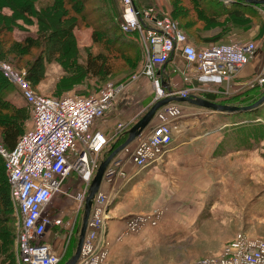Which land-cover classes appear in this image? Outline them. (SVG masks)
<instances>
[{
	"label": "built area",
	"instance_id": "1",
	"mask_svg": "<svg viewBox=\"0 0 264 264\" xmlns=\"http://www.w3.org/2000/svg\"><path fill=\"white\" fill-rule=\"evenodd\" d=\"M120 2L121 30L125 34H137L144 52L143 68L129 80L109 84L91 98L54 99L37 94L26 73L17 72L0 62V73L30 106L33 121L32 129L19 139L13 151L0 144V155L6 162L11 202L19 217L18 264H62L71 243L77 242L79 213L81 215L84 209L93 178L101 162L113 148H117L137 122L132 119L119 125L111 139L94 131L93 126L133 85L142 78L149 79L156 93L155 101L165 97H218L224 94L220 89L229 88L257 53L254 42H236L198 50L170 16L159 15L156 8H140L135 0ZM175 56H180L186 63L189 73L183 74V81L187 88L175 87L170 82L167 86L171 92H168L162 85L165 83L164 69ZM260 84L264 85V79ZM184 116L183 106L179 104L162 107L156 114V124L150 134L140 136L134 150L128 147L114 158L103 184L111 187L117 179L127 178L126 165L129 163L141 172L162 162L174 142L177 123ZM191 117L201 121L205 119V113L194 111ZM73 177L81 188L77 191L63 189ZM57 197L73 202L71 221H65L63 215L51 214ZM116 199L115 191L101 190L97 195L77 264H106L109 256L107 221ZM163 214L157 211L127 218L124 235L140 234L147 227L159 226ZM49 231L55 236L52 242L46 239ZM189 264H264V240L241 233L224 247L220 257Z\"/></svg>",
	"mask_w": 264,
	"mask_h": 264
},
{
	"label": "crops",
	"instance_id": "2",
	"mask_svg": "<svg viewBox=\"0 0 264 264\" xmlns=\"http://www.w3.org/2000/svg\"><path fill=\"white\" fill-rule=\"evenodd\" d=\"M152 2L153 0H135L136 5L140 8L150 7ZM222 2L225 5L232 4L230 2L229 4L224 1ZM202 4L208 3L205 1ZM178 5L179 3L173 0H160L157 6L162 14L167 13L171 15L174 7ZM251 7L253 8V6ZM255 9L259 11L261 17L264 16V7H255ZM228 21L229 19L226 18L218 20L219 23H227ZM263 31L264 27L244 28L234 27L232 24L230 27L216 25L206 30L201 36L203 39H211L223 34L226 35V37L236 36L237 34L244 35L251 37L252 40H258L255 42L259 46L264 44ZM232 32H237V34ZM210 44L203 45L206 46ZM255 57L251 63L245 67L242 73L230 83L229 89L231 88L235 93L238 91L242 92L250 85L252 78L258 73L261 65L260 60L255 62ZM185 68L186 63L184 60L180 56H175L173 61L165 66V76L163 77L165 79V84L168 85L171 82L173 86L183 89L185 85L180 83L183 78L180 72L185 70ZM147 82L149 84L151 83L154 89L149 79L142 78L132 86V90L129 89L131 90L130 94L132 93L133 97L139 96L140 93H143L144 89L147 88ZM155 96L156 93H154V97ZM249 99L252 100L254 98L251 97ZM119 100L105 117L95 122L93 126L94 131H99L107 135L120 123L126 124L133 118L138 122L155 102V98L147 96L143 99L141 112L128 114V108L131 106L130 102L128 100L119 102ZM181 106H183L185 116L177 123L178 129L174 133V142L168 149L163 161L141 172L137 171V169L129 163L126 165L127 178L117 179L114 186L109 187V185L103 184L102 187L103 191L117 192V199L110 208L107 221L110 228V225L112 223L116 224V221H124L125 223L128 217L154 212L155 210L153 211V208L150 207V203L155 199L154 194H159L160 196L163 190L178 194V197L183 196L182 202L178 204L177 207L174 206L171 208V210L167 212V216L163 217L159 227L157 226L160 229L155 230L154 228L147 227L138 237L136 241L138 244L136 246L141 247L143 250H149V256L153 253L152 250L156 245L164 244L169 245V247H175L189 244L190 240L199 237L205 228L208 227V229H211L212 227L209 226L211 223L218 227L211 232L212 236H209L204 243L206 245L207 243H211L214 249L212 252L214 254L224 249L225 245L227 246L235 241L239 234V232L233 233L231 236L234 237V239L230 242L221 240L226 235V231L224 230L227 229L225 226L228 227L231 222L237 221V218H239V215L237 216L234 213L239 206L235 198L237 190H229L227 188V183L229 184V182L226 175L228 173L239 172L243 174L247 172L249 175L252 173H254V175L255 173H264V140L257 145L254 144V141H251L250 147L239 150L237 143L224 139V137L229 138L231 135V129L229 128L232 126L229 124L230 122L227 123L222 120V116L220 117V115L223 114L219 115V113L201 109L205 113V119L196 121L191 117V114L194 111L200 113L202 111L188 104H183ZM257 121L263 122L262 119H258ZM257 121L252 120V123ZM208 123H210L209 127L207 126ZM155 124L156 122L154 121L142 136L150 134ZM127 138L128 135H125L116 147L118 148L120 145L124 144ZM137 144L138 140L132 143L129 148L134 150ZM139 178L142 179L139 180ZM73 185V180L67 181L64 186L65 190L77 191V187H73ZM240 189H242V187H240ZM147 197L151 199L148 203L146 201ZM141 199L146 202L145 205H141V209L146 211L138 214H131L136 206L133 203L136 202L135 200ZM260 201L257 207L256 205L251 207V209L253 208V213L250 214L253 218H251L253 223L257 221L261 222L260 224H264V199ZM64 202L69 203L73 208L72 201L58 197L54 200V207L51 210V214L55 216L63 215L66 221L72 216V211L71 215L65 216V209L61 206L65 204ZM255 202H259V200ZM127 212L128 214L125 216ZM220 226L223 228V231L218 232L221 230ZM54 237L53 232L50 231L46 235V239L50 242L54 240ZM177 252L180 254V251ZM180 259H183V257Z\"/></svg>",
	"mask_w": 264,
	"mask_h": 264
},
{
	"label": "rangeland",
	"instance_id": "3",
	"mask_svg": "<svg viewBox=\"0 0 264 264\" xmlns=\"http://www.w3.org/2000/svg\"><path fill=\"white\" fill-rule=\"evenodd\" d=\"M85 1H86V6H87V8H85L86 11L84 10L85 13H92L94 11L100 12L102 10L107 12L110 7L108 4V0H85ZM112 1L114 2L116 7L118 6L119 12L121 13L122 7L120 5V2L118 0H112ZM159 1L160 0H153L150 7H145V8H156L158 10L157 11L158 14L163 16L157 6L159 5ZM60 2H61L60 3L61 8H59V10L68 12L69 8L67 5H65L67 4L68 1L65 2L64 0H60ZM62 2L63 3L65 2V3L63 4ZM73 2L78 7H82L84 5V3L81 0H73ZM48 3H49V0H41L38 3H35L36 5L35 10L40 11L42 6H46V4ZM12 6H16L19 11L25 10V8L27 7V5L20 4L16 2V0H1L0 17H7V18L15 17L16 15L13 12L14 7ZM100 14H102V12H100ZM165 14L170 16L174 20V18L171 15L167 13ZM65 15L69 16L68 14H65ZM99 17H101L99 16V13H96L90 19L94 21ZM102 17H104L103 21L102 19H97V20L99 22L101 21L100 22L101 25H104L105 23H107V20L105 19V15ZM192 17L189 16V18L184 19V23H190L194 21L193 24L191 25L193 28L191 32L194 34L201 29L203 24L200 23L197 18L195 17L192 18ZM71 20H72L71 18L68 20H64L62 21L63 24L61 25V22L59 20L47 19V26L49 28V33H52V34L56 33L55 35L57 34L63 35L64 27L69 26V24H71L70 23ZM0 21H2V19H0ZM174 21L176 22V20ZM81 22H84V21H81ZM251 23H252V26H249L248 28H255V27L263 28L264 16L262 17L261 22L257 20H253ZM223 26L230 27L231 23H224ZM41 30L42 29L40 28L37 17L26 15L25 17H20L12 33H13V38L15 40L21 41L27 36L36 38L37 35H42V33H40ZM232 33L237 34V32H232ZM237 35L236 36L229 35L230 37H226L225 39L220 40L217 43H213L212 45H216V44L224 45V44H230L232 42L233 43H236V42L256 43L255 41H258V40H252L251 37H248V36H244V35L237 36ZM9 36L11 37V34ZM72 36H73V39L72 40L70 39L72 42V45L69 44V47L68 45L66 47L67 52L71 53L70 56L62 55V56L57 57L56 58L57 60H50V62L46 61L47 59H49L48 57H46V60L43 61L44 65L46 66V68L44 67V70H43V72L45 73L43 76V79L36 85V87L32 84L37 94L41 96L52 97L54 99H63L66 97L91 98L95 96L101 89H103L105 86L109 84H116V83L129 80L134 75L138 74L143 68L144 59L142 60L139 66V69H137L131 77L126 78V79H120L122 78L121 76L123 74H126L129 71V69L124 67V65L117 63V65L114 68L115 70H114L113 76H109V77L103 76L101 79L91 78L90 76H88L86 82L74 86L72 90H69V88L61 87L59 84L63 81V80L61 81V78L66 74L65 72L68 71L70 74L72 73V70H67L65 67L71 65V62L76 58V57H73V53H72L73 50L70 51L71 48L76 46L80 50L82 56L86 58L87 52H90L91 50H93L94 45H96L93 39L92 28L86 26L85 24H79L77 28H75ZM187 36L191 44H193L198 50H202V49H205L206 47L212 46V45L204 46L196 38H190L189 35ZM54 37L55 36H53V38L52 36L48 37L47 44H46L47 48L43 46H39L38 48H34L30 50V52L26 54L19 53L20 50H17V49H10L9 51H7L8 55L5 56V59L4 60L0 59V62L10 66L13 70L17 72L26 73L27 78L29 79V72H30L29 69L32 68V66L35 63H37L39 59H42L41 58L42 51H44V49H48V51L51 53L57 50V47L55 46L52 47V45L55 44V41H56ZM6 47L10 48V44L5 46V50H6ZM257 49L258 50L256 53L255 62L260 60L261 65H260V69L258 73L254 76V78H252V82L250 83V85L246 87L242 92L238 91L236 93L231 88L230 89L225 88V87L221 88L220 89L221 93H224V94H219V96L217 97V101L219 104L229 105V106H240V107L252 106L264 96V85L260 84V81L264 79V44L259 45V46L257 45ZM184 73H187V74L189 73L187 68H185V70L180 72V74L183 76L180 83L185 85L184 88H186V84L183 81ZM63 83H66V82H63ZM83 84L89 85L88 88L83 86ZM146 87L147 88L144 89V92L140 93V95L137 97H133L132 93L130 94L131 90L133 89L132 88L131 90L127 91L122 96V98L119 100V102L124 101V100L126 101L128 100L130 102L131 106H129L128 108V111H127L128 114L141 112L142 102L144 101L143 99L145 97L150 96V97L155 98L154 97L155 92L151 86V83L149 84L147 82ZM251 97H253L254 99H252L251 101H248L249 104L244 103V102H247V99ZM8 99L13 101L18 106L27 107L26 102L23 100L18 90H16V92L12 90ZM255 111L263 112L264 114V105L256 109ZM31 114H32V111H31ZM221 116H222V120L227 123L230 122L229 124L232 127L241 129L247 126V123L249 122L247 120L255 118V113H252V112L242 113V114L239 113V114H234V115L223 114V115H220V117ZM253 121H257V120H253ZM250 122H252V120ZM257 122H260V121H257ZM121 124H125V123L118 124L115 127L116 130L114 128L110 132V134H107L106 136L109 139H111L115 135L118 126ZM32 125H33V121L32 119H30L29 122L27 123V128L24 133L32 129ZM207 126L209 127L210 123H208ZM0 143H1V137H0ZM3 160L4 161H2L0 165L4 166L6 162L4 158ZM1 176L2 175L0 174V184H2ZM226 178L229 182V184L227 183V188L229 190H234V189L237 190L236 191L237 194L235 195V198L239 206L237 207L238 208L237 211H235L234 213L237 216L239 215V218H237V221L231 222L228 227L225 226L226 229L228 230V233H227V230H224L226 231L225 232L226 235L221 240H224L227 242L232 241L234 237H232L231 235H233V233H236V232L237 233L239 232V234L243 233V235L249 238H253V239L260 238L264 240V224H260L261 222H257V221L253 223V220H252L253 218L251 217V214L253 213V208L251 209V207L255 205L257 207V205L261 202L260 200L264 199L263 197L264 196V173H255V175L254 173L249 175L247 172L246 174H243L241 172L228 173L226 175ZM141 179L142 178H139V180ZM72 180L74 181L73 187H77L76 190H78V188H81V184L77 181L76 177H73ZM240 187H242V189H240ZM63 189H65V187ZM154 198L155 199L152 201L149 197L146 198L147 203L151 201L150 207L153 208V211L155 210L154 212L148 213V214H153L157 211H160L164 213L163 214L164 217L167 216V212L171 210V208H173L174 206L177 207V205L180 204L183 200V196L178 197V194L170 193L168 192V190H163L160 196L159 194H154ZM256 200H259V202H255ZM135 201L136 202L133 204H135L136 206H135V209L132 210L133 213L131 214H138V213H142L146 211V210L141 209V205L146 204V202H144L143 199L135 200ZM61 206L65 209L64 210L65 216L71 215V211L74 207L72 208L69 203H65L64 205H61ZM248 211H249V214H248ZM82 214H81V218H82ZM127 214L128 212L125 213V216ZM142 215H147V213L142 214ZM9 217H10V224L6 225L3 223H0V248H3V252H0V264H18L17 235H18L19 217H18V212L16 211V209H14V207L12 208ZM79 217H80V213H79ZM71 219L72 218L69 217L66 221L69 222L71 221ZM77 223L79 224V220ZM110 226L111 228L109 226L107 227L108 229L107 240L109 242V245H108L109 256L106 261V264H189L191 262L202 260L203 258L218 257L219 255L222 254V250H223L222 249L217 254H214L212 252L214 251V249L211 246V243L210 244L207 243V245L204 243V241H207L209 236H212L211 232L214 231L218 227L217 225L212 224V223L209 225L212 227L211 229H208V227L205 228L202 231V233L199 235V237L193 240L191 239L189 244L175 246V247H169V245H164V244L156 245V247L153 250L151 249L153 253H151L150 256H149V253H150L149 250H143L141 247L136 246L138 244V242L136 241L138 237L141 235V233L140 234L129 233V234L124 235V231H125L124 221L122 222L116 221V224L112 223ZM158 227H150V228H154L155 230H158L160 229ZM220 229L221 230H219L218 232L223 231L222 230L223 228L221 226H220ZM201 243H204V244H201ZM76 244H77L76 240H74L70 247L71 251H73ZM216 247L218 248L217 245ZM177 251H180V254ZM181 257H183V259H180Z\"/></svg>",
	"mask_w": 264,
	"mask_h": 264
},
{
	"label": "trees",
	"instance_id": "4",
	"mask_svg": "<svg viewBox=\"0 0 264 264\" xmlns=\"http://www.w3.org/2000/svg\"><path fill=\"white\" fill-rule=\"evenodd\" d=\"M39 1L41 0H16V2L20 4L27 5L25 10L19 11L16 6H12L15 9H13V12L16 15L15 17H0V19H2V21H0L1 60L5 59V56L8 55L7 51L10 49H17L20 50L19 53L26 54L29 53L30 50L38 48L39 46L47 48L46 44L48 37L52 36L53 38V36H55L54 39H56V41L52 47H57V50L50 53L48 49H44V51H42V59H39L38 62L34 64L36 66L33 65L32 68L29 69V80H31L35 87L40 81H42L45 74L43 70L46 66L43 61L46 60V57L49 58L46 61L50 62V60H57L56 58L59 56L71 55L70 52H67L66 47L67 45L69 47V44L72 45V34L79 24H85L86 26L92 28L93 39L96 45H94L93 50L87 52L86 58L82 56L80 50L76 46L71 48L70 51L73 50V57L76 58L71 62V65L65 67L67 70H72V73L70 74L68 71L65 72L66 74L61 78V81H63L59 84L61 87L72 90L74 86L86 82L88 76L96 79H101L103 76H113L115 70L114 68L117 63H120L129 69V71L126 74H123L120 79L131 77L135 71L139 69L141 62L144 59L143 48L139 37L137 34H125L122 32V12H119L118 6L116 7L112 0H108L110 7L107 12L99 10L102 14L96 11L92 13H85L84 10L86 11L85 8H87L85 0H81L84 3L82 7L76 6L73 0H64L65 2L68 1L67 4H65L69 8L68 12L59 10V8H61L60 0H49V3L46 4V6H42L40 11H36L35 3H38ZM118 1L120 2V0ZM173 1L179 3L178 6L174 7L171 13L174 20H176L177 24L186 35H189L190 38H196L202 44L211 43L210 45H212L213 43H217L218 41L226 38V35L224 34L211 39H203L201 36L202 33L209 30L211 27L223 25L224 23L218 22L219 19H229L227 23H231L234 27L244 28L251 26V22L253 20L261 22L262 19L259 11H257L255 7L252 8L251 6H246L240 3L225 5L220 0ZM205 1L208 4H202ZM258 7L261 8L264 6ZM96 13H99V16H101L97 19H102V21L104 20V17L102 16L105 15L107 23L101 25V21L99 22L97 19L92 21L90 18H92ZM18 14L20 17H25L26 15L36 16L39 21L40 28L42 29L40 31L42 35H37L36 38L27 36L21 41L15 40L12 32L16 27V23L20 19ZM65 14H68L69 16H66ZM189 16L197 18L199 22L203 24L201 29L194 34L191 32L193 29L191 25L194 21L184 23V19L189 18ZM70 18L72 19L70 22L71 24L64 27L63 35L49 33L47 19L59 20L62 25V21ZM10 34L11 37L9 36ZM9 44L10 48L6 47L5 50V46ZM213 46L215 45L209 47ZM83 86L88 88L89 85L83 84ZM12 90L16 92L17 89L3 76L2 73H0V144L8 151H13L16 148L19 139L25 134L24 132L27 128V123L30 119H32V110L30 111L31 108L27 103V107H21L8 99ZM205 98L218 103L215 96L206 95ZM248 101L251 100L248 98L247 102L244 103L249 104ZM252 113H255V118L247 120L249 121L247 126L241 129L230 127L229 129H231V135L229 138H224L225 140L237 143L239 150L250 147L251 141H254V144L257 145L264 140V121L254 123L250 122L251 120H264V114L263 112L257 111ZM2 161L4 160L0 155V163ZM0 166V174L2 175V184H0V223L8 225L10 224L9 215L13 208L11 202V190L6 174L5 164L4 166ZM0 252H3V248H0ZM72 253L73 251L69 249L62 264H64L72 256Z\"/></svg>",
	"mask_w": 264,
	"mask_h": 264
},
{
	"label": "water",
	"instance_id": "5",
	"mask_svg": "<svg viewBox=\"0 0 264 264\" xmlns=\"http://www.w3.org/2000/svg\"><path fill=\"white\" fill-rule=\"evenodd\" d=\"M228 1L232 4L240 3L246 6H264V0H222ZM163 87L171 92L170 87L162 82ZM168 104H188L189 106L205 109L214 113L234 115L253 112L256 109L264 105V96L252 106H229L222 105L216 102L209 101L205 98H181V97H165L161 100H156L152 105L151 109L127 132L128 138L124 144L119 146L110 152L100 164L99 169L93 178L89 192L87 195L86 203L83 209V214L80 222V226L77 231V244L71 258L65 264H77L81 258L83 245L87 236L91 213L94 207V202L99 194L102 186L105 173L115 157L121 154L126 148L134 143L138 138L151 126L154 121L157 112Z\"/></svg>",
	"mask_w": 264,
	"mask_h": 264
},
{
	"label": "bare ground",
	"instance_id": "6",
	"mask_svg": "<svg viewBox=\"0 0 264 264\" xmlns=\"http://www.w3.org/2000/svg\"><path fill=\"white\" fill-rule=\"evenodd\" d=\"M233 5V4H232Z\"/></svg>",
	"mask_w": 264,
	"mask_h": 264
}]
</instances>
